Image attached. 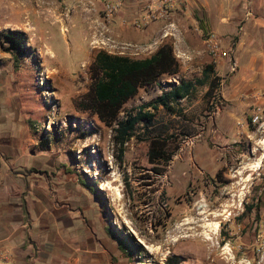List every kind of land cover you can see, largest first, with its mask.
<instances>
[{"label": "rangeland", "instance_id": "374dc122", "mask_svg": "<svg viewBox=\"0 0 264 264\" xmlns=\"http://www.w3.org/2000/svg\"><path fill=\"white\" fill-rule=\"evenodd\" d=\"M135 4L129 1L116 19L132 17ZM187 9L178 12L174 28L151 24L136 34L119 22L102 23L101 5L92 0H0V37L23 30L31 50L16 67L0 40L1 119L13 115L19 144L33 141L25 158L35 166L14 169L49 170L56 201L58 187L68 182L71 201L88 205L97 230L104 233L106 224L133 234L143 250L129 261L111 238L114 264H166L169 257L178 264H264V123L250 121L243 90L231 94L243 16L231 19L235 30L226 35L209 26L206 8ZM211 31L227 58L211 56L205 42ZM163 43L173 46L179 72L140 87L115 121L102 120L91 97L98 52L140 59ZM182 80L194 83L191 94L171 102L172 110L160 107L121 147L118 120ZM153 149L172 158L155 157Z\"/></svg>", "mask_w": 264, "mask_h": 264}, {"label": "crops", "instance_id": "0c3cea01", "mask_svg": "<svg viewBox=\"0 0 264 264\" xmlns=\"http://www.w3.org/2000/svg\"><path fill=\"white\" fill-rule=\"evenodd\" d=\"M186 7L187 13L206 8L209 26L226 35L235 30L231 19L243 16V33L235 45L239 69L231 94L243 90V110L252 112L257 102L253 94L264 93V0H189ZM144 30L133 29L136 34ZM13 119L12 114L5 119L0 114V252L11 254L5 264H114L117 252L106 224L104 233L97 230L88 205L71 201L68 182L58 187L56 201L57 187L49 180V170L14 169L35 165L25 158L33 141L21 145L15 140Z\"/></svg>", "mask_w": 264, "mask_h": 264}, {"label": "trees", "instance_id": "16d2710c", "mask_svg": "<svg viewBox=\"0 0 264 264\" xmlns=\"http://www.w3.org/2000/svg\"><path fill=\"white\" fill-rule=\"evenodd\" d=\"M202 26L204 23L202 21ZM5 51L10 53L16 67L20 66L21 57L26 56L31 50L28 45L25 31L13 29L3 33L2 37ZM95 81L92 86V101L97 107L96 111L102 120L115 121L123 107V104L135 96L140 87L157 83L160 78L167 75L177 74L180 70V62L174 53L173 46L169 43L161 44L156 51L145 58H132L127 55L111 54L106 51H99L95 57ZM212 65L205 69L208 72ZM208 74H206L207 76ZM215 86V83H211ZM194 83L189 80H182L174 84L169 90H165L157 98L140 105L136 110H131L126 117L119 119L116 127L115 139L122 146L129 142L136 133L138 124H148L155 120L160 107L172 110L171 102L179 101L191 94ZM155 157L170 160L172 155L164 151L155 152ZM79 183L97 194L98 189L87 180L80 177ZM253 206H247V212L252 211ZM255 218H260V206L256 205ZM108 235L113 238L122 253L132 260L135 254L143 250V246L137 241L133 234H126L121 229H113L110 225L105 227ZM172 257L167 259L166 264H178Z\"/></svg>", "mask_w": 264, "mask_h": 264}, {"label": "built area", "instance_id": "2783aa9c", "mask_svg": "<svg viewBox=\"0 0 264 264\" xmlns=\"http://www.w3.org/2000/svg\"><path fill=\"white\" fill-rule=\"evenodd\" d=\"M99 2L101 5L100 19L105 25L120 23L122 26H130L137 30L146 29L153 23L164 25V30L174 28V19L179 11L183 10L189 0H134L136 11L132 17H121L120 21L116 17L126 8L127 3L131 0H92ZM199 30V28L197 27ZM95 40L94 42H96ZM209 52L215 61H220L229 56V51L225 50L222 45V39L215 32H208L206 40ZM112 46H117L113 45ZM130 45H123L126 49ZM132 46V44H131ZM136 49L134 54H139L138 46L133 45ZM124 54L125 51H120ZM235 69V67H233ZM253 97L257 99L250 114V121L254 124L264 123V93L255 92ZM10 252L3 250L0 252V264H5L10 259Z\"/></svg>", "mask_w": 264, "mask_h": 264}]
</instances>
